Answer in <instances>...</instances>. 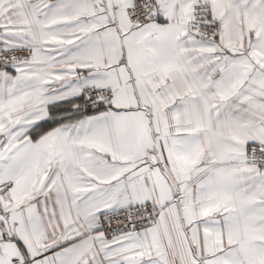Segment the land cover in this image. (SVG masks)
I'll return each instance as SVG.
<instances>
[{
  "label": "snow or ice",
  "instance_id": "6c2138e0",
  "mask_svg": "<svg viewBox=\"0 0 264 264\" xmlns=\"http://www.w3.org/2000/svg\"><path fill=\"white\" fill-rule=\"evenodd\" d=\"M0 264H264V0H0Z\"/></svg>",
  "mask_w": 264,
  "mask_h": 264
}]
</instances>
